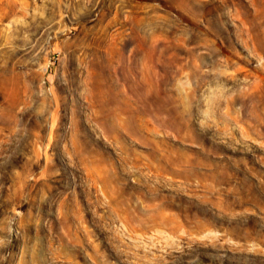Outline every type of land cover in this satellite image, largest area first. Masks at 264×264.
I'll return each instance as SVG.
<instances>
[{"label":"rangeland","instance_id":"1","mask_svg":"<svg viewBox=\"0 0 264 264\" xmlns=\"http://www.w3.org/2000/svg\"><path fill=\"white\" fill-rule=\"evenodd\" d=\"M0 264H264V0H0Z\"/></svg>","mask_w":264,"mask_h":264}]
</instances>
